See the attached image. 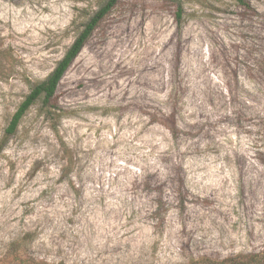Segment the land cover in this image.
<instances>
[{"label":"rangeland","instance_id":"rangeland-1","mask_svg":"<svg viewBox=\"0 0 264 264\" xmlns=\"http://www.w3.org/2000/svg\"><path fill=\"white\" fill-rule=\"evenodd\" d=\"M106 1L0 0V139ZM246 1L118 2L0 153V264L264 246V0Z\"/></svg>","mask_w":264,"mask_h":264},{"label":"trees","instance_id":"trees-1","mask_svg":"<svg viewBox=\"0 0 264 264\" xmlns=\"http://www.w3.org/2000/svg\"><path fill=\"white\" fill-rule=\"evenodd\" d=\"M119 1L120 0H107L103 5H101L84 25L83 29L69 47L64 57L57 63L54 70L45 80L36 83L31 88L30 92L26 95L13 114L8 126L5 129L3 137L0 139V153L7 145L9 139L17 132L22 118L29 111V109L39 100H42L44 104L48 105V103L54 98L58 85L66 71L79 55L101 21L111 12ZM238 1L242 5L251 8L250 3L246 0ZM181 16L182 15L179 12V22ZM262 67H264V63H262L261 68ZM169 129L175 135L176 128L169 126ZM189 264H264V246L259 250L241 252L221 259L201 256L196 259L193 258Z\"/></svg>","mask_w":264,"mask_h":264}]
</instances>
